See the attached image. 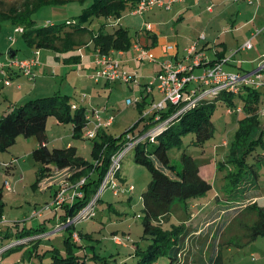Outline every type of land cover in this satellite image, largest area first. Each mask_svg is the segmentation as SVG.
<instances>
[{
    "label": "trees",
    "instance_id": "16d2710c",
    "mask_svg": "<svg viewBox=\"0 0 264 264\" xmlns=\"http://www.w3.org/2000/svg\"><path fill=\"white\" fill-rule=\"evenodd\" d=\"M72 1L85 2V0H25L20 4H12L4 8V1L0 0V30L1 21H11L16 25H23V39L30 47L38 49L51 48L62 49L74 47L78 44L76 36L90 33L88 27L97 18H119L126 9L135 8L140 0H93L84 8L77 20L62 21L56 23L35 24L33 14L40 8L52 4H65ZM107 25L111 28H107ZM96 48L108 54L112 51L129 50L133 45L132 37L128 30L122 26H116L113 22L102 23L97 32L92 35ZM263 91L254 87H245L239 94L221 91L217 94L202 99L195 107L183 112L163 127L154 137L145 138L137 142L121 160L133 153L132 160L139 165L146 166L151 173V180L147 188L142 192L144 237L150 236V242L144 245L135 243L133 256L138 264H151L157 262L162 256H169L172 261L177 260L180 255L183 237H179L184 225L180 222L172 228L160 224L163 216L171 215L175 201H188L203 197L213 189V183L203 176L200 166L194 157L183 152L181 155V169L177 170L171 164L169 151L180 148L183 138L195 134L193 142L195 145L203 146L213 138L215 123L213 116L218 104L236 107V99L239 98L242 106L243 116L238 120L232 140L228 142V151L223 160L218 162L217 170L224 181V192L229 202L245 201L252 199L261 191L258 180L264 173V116H259L260 100ZM143 104H140V107ZM176 111L169 107L165 111L164 119ZM89 112L87 108L73 103L71 96L55 93L48 96L32 98L26 102L14 105L12 110L0 115V151L7 150L13 146L19 136L26 138L36 136L40 146L32 151L33 158L41 164L38 183L55 168H69L75 171L71 176V182H77L86 178L82 187L84 196L77 199L73 204L66 203L65 212L62 213L63 220L75 217V215L86 206L97 194L101 183L110 169L111 161L122 148H124V136L139 128L140 134L149 130L159 122L152 117H141L127 131L119 136L108 134L103 129L98 131L97 136L91 140V159L78 154L76 146L66 148L49 149L44 145L47 140L46 132L48 120L55 117L59 123L73 125V137L81 139L84 127L87 123ZM163 119V120H164ZM117 172V178H121V171ZM222 198L220 194L216 195ZM187 206V205H186ZM255 209L257 219L248 225L247 241L264 236V206L256 201L248 207ZM16 229L19 224L14 225ZM75 224L66 228V248L61 252L56 248L49 250L50 261L44 264H117L112 259L100 258L98 254H79L76 251L82 245L73 240ZM44 228H21L6 238L23 239L34 234H44ZM82 238H90L89 234L78 232ZM17 244L2 255L10 251L19 250L24 244Z\"/></svg>",
    "mask_w": 264,
    "mask_h": 264
},
{
    "label": "rangeland",
    "instance_id": "374dc122",
    "mask_svg": "<svg viewBox=\"0 0 264 264\" xmlns=\"http://www.w3.org/2000/svg\"><path fill=\"white\" fill-rule=\"evenodd\" d=\"M3 1L4 8H7L12 4L23 3L25 0ZM92 1L93 0H85V2L72 1L65 4L44 6L33 14V19L35 20V24L38 25H43L47 22H62L67 19L77 20L84 8L88 7ZM92 25L93 28L100 26L97 18L93 21L91 26ZM15 27L16 24L11 21H1V44L4 45L8 42L16 43L12 50L15 51L19 49L17 50L18 54L24 56L26 55L25 51L30 46L25 43L21 32L15 33ZM130 34L134 35L133 32H130ZM9 36L16 38V41L9 40ZM4 47L2 46V49L0 48V53H2L0 54V60H5L3 52L7 51L8 48L6 49ZM25 58L26 57H19V59ZM72 76L73 74L70 75L69 80ZM136 76L139 77L138 74H136ZM44 79L45 78L40 76L35 80V83H44L45 85L52 86L60 85L59 78L48 81H46L47 78L46 80ZM141 79L140 81H142ZM5 80L6 78H0V85H2V83L5 84ZM104 82L105 79L101 77L99 83L94 82V84H102ZM70 83L73 84L74 82H63L61 93H64V89H66ZM130 83H133V81ZM86 86L89 87L88 83ZM87 89L90 90V88ZM91 89L94 90V99H92V102L100 108L101 112L105 111L107 108L115 109L113 114L111 113L114 115V120L112 123L113 125L108 127V133L119 136L138 121L140 113L137 104L128 106L125 103V98L128 95H140L139 90L134 93L133 89H130L127 83L125 85L120 83L119 87L111 86L109 89L103 88L101 85H99L98 90L96 87ZM28 90H30V88L25 87L19 92L20 94H24ZM53 91L54 90L35 91V94H30L31 96L29 95L26 98H37L36 95L46 96L48 93H51L48 95H52ZM29 92L25 93L24 97ZM137 98L138 97H136L135 100ZM92 102H90V104H92ZM4 104H7L6 100H4V103H0V108H2ZM149 107L150 103L147 109ZM225 108L226 105L222 103L218 104L213 120L216 126L214 136L203 146L195 145L193 142L195 134H190L183 138V143L180 148L174 147L169 151L171 164L175 165L177 170L181 169L182 153H189L194 157L198 165L203 166V172L210 177L213 183V189L207 192L205 196L192 200H199L200 203H203L208 199H212L210 200L211 202L205 204L201 210L192 208V210L194 209V214H192L193 212L190 207L186 206L192 200L187 203L179 200L175 201L171 215H169V217L163 216L159 222L165 225V228H172L174 224L178 225L181 220L187 217L192 218L189 222H182L184 228L179 237H183L184 242L182 243L179 255L180 258L172 261L169 256H162L157 262L151 264H264V236L250 241L246 239L249 233L247 226L257 219L255 209L250 210L248 208L250 204L255 202V199L241 200L238 203L227 201L225 197L226 193L224 192V181L222 180L223 174L217 170L218 162L223 160L227 154L228 145L226 144L232 140L238 126V122L233 121L232 116L225 115ZM224 119H226V121ZM227 121L229 122V127L222 131V126H224L223 124ZM142 124H140L139 128L142 127ZM139 128L129 134L134 135L139 132ZM49 130L51 132L55 130V128L49 126L48 131ZM63 133L64 136L71 139L70 129H65L60 132V135H63ZM72 139L75 138L72 137ZM75 142L80 143L77 140H75ZM36 143H38L36 136L29 138L19 136L17 142L13 146L9 147L7 150L0 151V218L4 219L5 222H9L8 224L17 222L19 225H26V223H28L29 227L32 225H40L43 221L40 219V216L35 215V211L40 210L48 204H52L58 192L57 191L55 194L56 187L66 180H71V176L75 173L73 170L65 171L55 169L54 173L50 176H48V174L44 175L47 178V182H52L47 188L51 186L54 187L48 190H41L38 188L40 183H38V179L40 177L41 164L31 155V151L36 146ZM84 148L85 147H82V150H84ZM85 152L87 153V151ZM87 157L91 158V155L89 156V154H87ZM132 157L133 153H129L122 161L120 174L124 175L126 180L118 182L126 185L132 184L136 189L132 193L118 194L114 188L108 187L102 191L92 212L87 210L90 205V203H88L80 210L81 212L79 211L80 214L79 212L76 214L82 216V219L77 220L74 218V230L76 232L94 235V239L92 235H90V238L80 237V241L74 239V242L82 245L80 249H76L79 254H87L86 257L89 254L91 256L98 254L100 258L113 259L117 264H138L136 258L133 256L135 243L137 242L140 245H144L145 242H150V236L144 237L142 218L138 215L143 214L141 195L151 180V173L146 166L136 164L132 160ZM16 158L18 159L12 168L9 162ZM10 168L11 171L9 172ZM5 179H9L14 186L11 191L6 189L1 191L4 188L3 184ZM258 183L261 191H264V173L261 174ZM218 194L221 195V199L216 196ZM51 209H55V207ZM48 223H51V221H48ZM67 223L68 220L56 222L54 230L57 229V232L54 234L59 235L54 239L49 238L51 234L53 235L52 231H46L44 234H34L33 237L37 241L45 236L46 238L42 240L40 245L51 246L53 244L56 249L65 252L66 242L64 230L69 226ZM51 226L52 225H49L47 227ZM122 230H125L126 234H124ZM115 235L122 236L123 238L129 236L130 239L125 240L127 244L122 243L118 245L113 239ZM122 245L132 246V249L130 250L127 247L125 249ZM27 246L28 245L1 257L0 264H41L42 254H38V252L42 253V248L35 251L34 248H27ZM48 261H50V255L43 260V263H47ZM89 263L94 264L95 262L89 260ZM101 263L102 262H99L98 264Z\"/></svg>",
    "mask_w": 264,
    "mask_h": 264
},
{
    "label": "crops",
    "instance_id": "0c3cea01",
    "mask_svg": "<svg viewBox=\"0 0 264 264\" xmlns=\"http://www.w3.org/2000/svg\"><path fill=\"white\" fill-rule=\"evenodd\" d=\"M97 20L100 25L102 23L107 24V22L110 21L113 22V24L116 26H122L126 28L129 34L130 32L134 33V35L130 34L132 37L133 45L129 50L112 52H114L115 56L120 58L122 63V71L128 70L129 72L133 73V75H139V77L136 76V81L132 80L133 83H130L131 81L125 82L122 80H105V82L102 84H94V82L99 83V81H96L92 77L97 70L95 58L98 54V49L96 48L92 39V35L97 32L98 27L93 28V25H90L88 27L90 33L76 36L78 44L74 47L62 48L57 50L51 48L39 49V63L34 67L33 72L35 73V77L33 80H30L27 75H25L17 68H10L7 64L8 55H12L16 58H28L31 57L34 54L35 50H37L38 48L29 47L25 51L26 55L20 56L17 52V50L19 49H16L15 51L12 50L13 46H15L14 44L16 43L10 41L11 43L8 42L2 45L0 36V48L2 49V46H5L4 48L6 49L8 48L7 51L3 52L5 60H0V78H9L11 81L10 85H6L4 83L0 85V103H4V100L7 101V104H4V106L1 105L3 107L0 108V115L6 114L11 111L14 105L16 106L26 102L27 100H29L26 97H28L30 94H35V91L40 92V90H54L53 94L60 93L69 95L72 97L73 103L85 106L87 108V111L91 112L94 108L100 109L92 102V99H94V90H92L91 88L96 87V89L98 90L99 85H101V87L109 89L111 86L119 87L120 83L124 85L127 83L129 85V88L133 89L134 93L139 90L140 95L126 96L125 103L126 105H128L126 102L128 98L135 99L136 97H139L140 101L134 102L130 105L137 104L140 117H143L144 111L147 109L149 103H151L153 99H162V94L155 86H152V91L149 90V88L151 87V82L155 80L156 76L161 71V62L166 59H172L173 61L182 60L188 63L189 61L185 59V57L187 56V48L192 44H195L196 47L205 54L207 60V63L204 65L205 67L210 66L213 62L221 58H226V61L223 64V67L226 70L251 72L261 67L264 78V0H179L175 2L170 9L156 7L144 12L141 15L134 14L131 9H126L119 18L109 17L99 18ZM66 21H68V19ZM107 28L109 29L111 28V26L107 25ZM21 33L23 34V32ZM11 37L13 36H9L8 39L10 40ZM14 40L16 41V38H14ZM248 41L252 43L251 48L245 47V44ZM169 45H173L174 48L171 50H167V46ZM136 46L147 49L149 51V54L155 58V61H152L148 56L142 57V50L138 49ZM204 66L195 68V75H201L204 70ZM71 74H73V76L69 80ZM140 74L142 77L140 76ZM40 76H42V78H45L44 80H46L47 78L46 81L59 78L60 85L52 86L45 85L44 83H35V80H37V78ZM140 79L142 81H140ZM64 81L74 83H70L66 87V89H64V93H61V86L63 85ZM32 82H34L35 84ZM87 83L89 87L86 86ZM25 87H29L30 90H28L27 92H30L24 97V94L27 92H25L24 94H20L19 91L23 90ZM87 88H90V90H88ZM262 91L263 95L260 100L259 116L263 118L264 90ZM48 94H46V96H48ZM36 96L38 98L45 95ZM239 101L240 99L237 98L236 106L238 107H240ZM90 102H92V104H90ZM140 104L143 105L140 107ZM228 108L229 106H226L225 115L232 116V120L238 122L237 120H239L243 116V110L242 112L235 111L233 113H229ZM114 111V108H107L102 112L101 117L106 120L107 117L111 115V113L113 114ZM92 118L93 122L91 123V126H93L94 122L97 121L96 115H92ZM224 120L226 121V119ZM228 123L229 122L227 121L223 124L224 126H222V131L228 129ZM49 126H53L55 130L51 132L50 130L48 131ZM110 126H103L101 127V129L108 133L107 130ZM65 129H70L71 139L64 136V133L63 135H60V132L64 131ZM72 129L73 125L71 123L62 124L59 123L55 117H50L48 120L46 132L47 140L44 142V145H46L49 149L76 146L79 155L85 157L86 159L92 160L91 158L87 157V154H89V156L91 155L92 139H86L83 135L81 139H72ZM75 140L79 141L80 143L75 142ZM39 146L40 142L38 140V143H36V146L33 148V150ZM82 147H85L84 150H82ZM85 151H87V153ZM17 159L18 158L9 162L12 168L14 167ZM199 166L203 176L210 180V177L206 175L205 172H203V166ZM55 169L48 173V176L53 174ZM59 170L72 171L69 168H63ZM10 171L11 168L9 172ZM121 176V178L126 180V177L124 175L121 174ZM51 183L52 182H47V178L45 177L40 181L38 188H40L41 190H48L49 188L54 187L51 186L47 188V186H49ZM58 188L59 186L56 187L55 194ZM5 189L6 188H3L1 191H4ZM211 199H208L203 203H200L199 200H192L187 206L190 207L192 212L194 211V209L192 210V208H198V210H201L203 209L205 204L211 202ZM252 199H255L254 201H256L259 205L264 206V191H260L257 196H254ZM64 207L65 206H60L55 209L45 210L44 213L40 216V219L43 222L38 226L32 225L31 227L44 228L46 231H52L53 235L51 234L49 238H56V236L59 234H54L57 232V229L54 230L55 224L57 221L63 220L61 216L62 213L65 212ZM192 214H194V212ZM191 219L192 218L187 217L186 219L181 220V222H189ZM48 221H51V223H48ZM8 223L9 222H6L5 224H2L0 226V246L9 243L13 239L11 237L6 238V235L11 234L17 229H21L23 227L31 228L29 227L28 223H26V225H19L17 229L14 226L15 224H18L17 222L14 224ZM49 225L52 226L47 227ZM122 231L124 232V234H126L125 230ZM64 232V236L66 237V229L64 230ZM88 234L92 235L94 239L93 234ZM44 238L46 237L44 236L40 240L26 243L24 244V246H22L25 247L26 245H28L27 248H34L35 251L42 248L43 252H38V254H42L41 264H44L43 260H45L47 256L50 255L51 258V253L49 252V250L55 248L52 243L51 246L43 244L40 245ZM122 246L125 249L126 247L130 250L132 249V246ZM11 252L13 251L5 253L3 256L8 255Z\"/></svg>",
    "mask_w": 264,
    "mask_h": 264
},
{
    "label": "built area",
    "instance_id": "2783aa9c",
    "mask_svg": "<svg viewBox=\"0 0 264 264\" xmlns=\"http://www.w3.org/2000/svg\"><path fill=\"white\" fill-rule=\"evenodd\" d=\"M179 0H140L138 4L133 8V13L141 15L144 12L154 9L156 7L163 9H170L172 5ZM51 23V22H47ZM23 26H16L15 32H23ZM14 41V37H11ZM138 49L142 50V57L148 56L152 61L155 58L149 54V51L140 46H136ZM246 48H251L252 43L248 41L245 44ZM173 45L167 46V50L173 49ZM39 49L35 50L31 57L25 59L12 58L8 56V66L10 68H17L25 75L33 80L35 73L33 72L34 67L39 63ZM189 62L185 61H173L172 59H166L161 62V71L156 76L155 80L151 82L149 90L152 91V86H155L158 91L162 94V99H153L150 103V107L146 109L143 113V117H152L154 121L159 122L155 126H152L149 130L140 134V131L131 135L127 133L124 136V148L121 149L116 155L113 156L111 161V166L107 172L104 180L97 192V194L89 202V208L87 210L91 211L94 209L96 201L99 199L103 190L108 187H112L115 191L119 193H125L128 191H133L135 189L134 185L120 184L117 178V172L121 167L122 157L129 152L134 145L144 140L145 138H154L167 123L180 116L183 112L195 107L202 99L217 94L221 91H227L233 94H239L245 87H254L256 89L264 90V78L262 74V68H258L251 72H239V71H229L223 67L226 58H221L213 62L210 66L205 67L207 63L206 56L201 52L195 44H192L187 48V56L185 57ZM95 63L97 65V70L93 74V78L96 81L102 77L106 81H116L122 80L125 82L136 81V75L129 74L126 71H122V63L119 57L114 55V52L104 54L98 50V54L95 58ZM204 70L201 75H195L194 69L198 67H203ZM6 85H10L11 81L9 78L5 80ZM140 101L138 97L136 100L132 98L127 99V104H133L134 102ZM169 107L176 108L173 114H170L166 119H164L165 111ZM241 112V107L228 108L229 113ZM93 112V113H92ZM261 113V112H260ZM101 110L94 108L87 116V123L84 127L83 136L86 139H93L97 136L98 131L101 127L110 126L113 123L114 115H109L106 120L101 117ZM92 115L97 117V121L91 126L93 122ZM164 119V120H163ZM86 182V178H81L77 182H71L66 180L59 185L58 192L56 194L55 201L52 204H48L35 211V215L41 216L45 210L51 209L53 207L58 208L66 203L73 204L77 199L81 198L84 193L82 187ZM4 188L11 191L14 187L9 179H5ZM72 191V192H71ZM81 212V211H80ZM79 212V214H80ZM76 215L73 218L68 219L67 225L73 224L74 218L77 220L82 219V216ZM6 223L4 219L0 218V226ZM34 239V237H27L23 239H14L7 244L0 246V258L2 254L7 249L21 243L28 242ZM73 239L80 241V236L78 232H73ZM114 241L118 244L125 243V240L130 239L129 236L123 238L122 236L115 235L113 237Z\"/></svg>",
    "mask_w": 264,
    "mask_h": 264
},
{
    "label": "clouds",
    "instance_id": "9594fccd",
    "mask_svg": "<svg viewBox=\"0 0 264 264\" xmlns=\"http://www.w3.org/2000/svg\"><path fill=\"white\" fill-rule=\"evenodd\" d=\"M16 26H23V25H16ZM23 27H24V26H23ZM24 30H25V29H24ZM23 32H24V31H23ZM8 56H10V55H8ZM10 57L15 58V57H13L12 55H11ZM236 107H238V106H236ZM240 107H241V106H240ZM231 108H235V107H231ZM241 109H242V107H241ZM241 112H242V111H241ZM89 113H90V112H89ZM93 139H94V138H93ZM226 145H228V144H226ZM119 180H120V179H119ZM120 181H121V180H120ZM3 185H4V184H3ZM134 190H135V189H134ZM134 190H133V191H134ZM133 191H128V192H133ZM31 237H32V236H31ZM13 239H15V238H13ZM13 239H12V240H13ZM12 240H11V241H12ZM73 240H74V239H73ZM125 243L127 244V242H125ZM3 245H4V244H3ZM2 256H3V255H2Z\"/></svg>",
    "mask_w": 264,
    "mask_h": 264
}]
</instances>
